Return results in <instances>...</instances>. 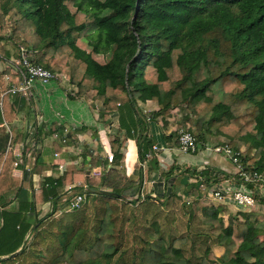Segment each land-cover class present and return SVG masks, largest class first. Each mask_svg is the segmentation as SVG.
Listing matches in <instances>:
<instances>
[{
    "label": "trees",
    "instance_id": "1",
    "mask_svg": "<svg viewBox=\"0 0 264 264\" xmlns=\"http://www.w3.org/2000/svg\"><path fill=\"white\" fill-rule=\"evenodd\" d=\"M21 47L33 63L67 76L69 98L92 92L103 123L124 107L137 109L141 162L154 140L138 106L155 102L154 117L181 108L198 152L211 137H225L248 169L264 174V0H0V62ZM22 79L9 65L0 70V201L30 186L13 175L18 158L9 148L28 136L14 123L30 100L7 92ZM110 146L113 162L107 168V157L101 174L79 180L70 167L47 181L50 187L35 188L33 207L52 200L54 208L16 223L15 236L7 224L11 214L2 212L0 264H264V220L238 214L225 220L223 207L203 194L229 174L214 166H175L166 178L175 175L182 186L132 199L135 180L115 166L125 160V140L115 135ZM69 181L77 182L70 198L88 194L73 210H67L70 198L58 206L53 190Z\"/></svg>",
    "mask_w": 264,
    "mask_h": 264
},
{
    "label": "crops",
    "instance_id": "2",
    "mask_svg": "<svg viewBox=\"0 0 264 264\" xmlns=\"http://www.w3.org/2000/svg\"><path fill=\"white\" fill-rule=\"evenodd\" d=\"M71 90L70 84L57 82L48 85L38 84L34 88L32 101L20 107L14 124L23 131H28L29 126L38 120L37 126H40V131L38 130L35 146V142L31 143L26 139L9 147L22 161L14 168L13 175L30 184L28 187L8 193L0 201V226L4 221L2 212L10 213L12 217L7 219V224L14 236L16 223L18 226L19 222L25 224L26 221H33L37 217L43 218L54 208L52 200L44 201L34 208L33 190L40 188L45 181L62 177L70 167L74 168L73 176L79 180L87 176L86 169L90 170V175L101 174L105 168L104 160L111 153L110 142L115 135L125 140L123 148L125 160L115 166L136 182L135 187L128 193L129 198L138 195H150L155 198L162 196L165 191L169 192L174 184L182 186L176 181L178 178L175 175L166 178L165 173L170 172L175 166L183 170L187 168L201 170L205 166H214L232 178L211 186L219 188L224 193L235 188L237 168L224 155L208 149H202L196 154L179 151L178 145L175 144L177 130L186 124L183 121L180 123L182 112L178 111L179 108L171 109L165 116L154 117L152 113L159 109L155 102L139 104L138 108L146 114L144 118L147 126L146 134L154 140L153 145L168 148L154 154L144 164L139 160L140 127L137 109L124 107L121 111L112 114L110 123H103L100 118L102 104L95 100L93 93L89 92L84 97L73 100L67 95ZM177 116L180 119L176 120ZM9 126L11 128L10 124ZM168 136L172 137L166 138ZM104 137L107 139V144L102 141ZM85 154H88L86 159L83 156ZM96 161H99V165H94ZM83 170L84 174H82ZM182 182L192 183L196 182V179L191 178L187 182L184 178ZM76 186L77 182L69 181L53 189L56 197H60L58 206H62L63 202L70 198L69 187L75 189ZM210 187L203 191L204 195L208 194ZM263 196L264 189L257 190V204L253 208L240 206L231 196H226L220 202L212 204L221 205L222 213L227 215L238 214L242 218L264 220ZM15 242L16 239L7 246L11 247Z\"/></svg>",
    "mask_w": 264,
    "mask_h": 264
},
{
    "label": "built area",
    "instance_id": "3",
    "mask_svg": "<svg viewBox=\"0 0 264 264\" xmlns=\"http://www.w3.org/2000/svg\"><path fill=\"white\" fill-rule=\"evenodd\" d=\"M12 67L16 72L21 71L23 79L19 85H11L7 92L22 94L23 97L30 101H32L34 97V88L38 84L48 85L52 82L69 84L65 74L53 73L43 65L33 63L29 57L28 50L25 47L19 49V57L14 60ZM5 79L8 80V77ZM0 114L4 118L3 95H0ZM38 123L39 121L35 120V122L28 128L27 141H30L31 143L35 142L37 138ZM3 125L7 128V131L11 132L10 126L6 120H4ZM177 138L179 142L177 147L180 152L195 154L200 150L197 138L190 127H179L177 130ZM35 144L36 142L34 143V146ZM167 149L166 146H160L157 144L153 145L152 152L147 154V159L142 162L145 164V162L151 159L154 154L163 152ZM205 149L224 155L235 164L237 168V181L235 183V188L232 191L224 193L219 188L211 186L208 190V194L204 195L205 199L208 202L215 203L220 202L226 196H231L240 206L245 208L254 207L257 203V190L264 189V174L255 169H248L240 157V152L234 151L226 142L214 146L207 145ZM108 161L109 164L107 168H110L111 163L113 162V155L111 153L108 155ZM21 163L22 161L18 159L15 163V167H18ZM43 186L50 187V184L45 181L40 187ZM69 188L72 189V187ZM137 197L144 199L146 195H138ZM87 200V192L75 194L70 198L67 210L77 209L87 202ZM192 200L193 198L185 197L187 204H191Z\"/></svg>",
    "mask_w": 264,
    "mask_h": 264
},
{
    "label": "rangeland",
    "instance_id": "4",
    "mask_svg": "<svg viewBox=\"0 0 264 264\" xmlns=\"http://www.w3.org/2000/svg\"><path fill=\"white\" fill-rule=\"evenodd\" d=\"M18 55H19V51L18 50H16V51H14V53H13V57L11 58V60L10 61H6V60H4V61H2V62H0V70H3L6 66H13V62H14V60H16L17 59V57H18ZM11 66V67H12ZM177 108H179L178 109V111H180V112H182L181 113V122L180 123H182V121H183V115H184V113H183V111L182 110H180L181 108L180 107H177ZM179 114V113H178ZM178 119H180L178 116H177V119L176 120H178ZM184 127H190L193 131H194V127L190 124H185L184 125ZM102 141L105 143V144H107L108 142H107V139L104 137L103 139H102ZM209 142H211L210 143V145H208V146H214V145H216L217 143H223V142H228V140L225 138V137H221V136H217V137H211L210 138V141ZM184 198H185V196H184ZM263 199H264V196L262 197ZM132 199H134V198H132ZM257 204V203H256ZM253 208V207H252ZM222 216L224 217V219L226 220L227 219V217H228V215L227 214H224V213H222ZM258 220V219H257ZM214 251H215V253L219 256V255H221V253L223 252V248L222 247H219V246H215L214 247Z\"/></svg>",
    "mask_w": 264,
    "mask_h": 264
},
{
    "label": "water",
    "instance_id": "5",
    "mask_svg": "<svg viewBox=\"0 0 264 264\" xmlns=\"http://www.w3.org/2000/svg\"><path fill=\"white\" fill-rule=\"evenodd\" d=\"M86 172H87V176L90 175V170L89 169H86ZM90 193H93V194H108L110 193L109 191L107 190H102V189H95V188H91L88 190Z\"/></svg>",
    "mask_w": 264,
    "mask_h": 264
}]
</instances>
